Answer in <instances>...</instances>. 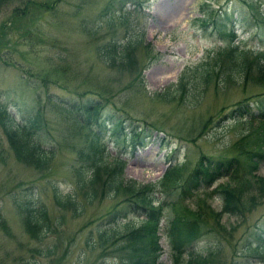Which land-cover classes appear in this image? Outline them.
<instances>
[{
    "label": "rangeland",
    "instance_id": "1",
    "mask_svg": "<svg viewBox=\"0 0 264 264\" xmlns=\"http://www.w3.org/2000/svg\"><path fill=\"white\" fill-rule=\"evenodd\" d=\"M231 26L237 42L230 38ZM231 41L238 48H264V0H0V102L19 122L36 114L37 125L29 132L54 151L51 162L36 170L14 156L0 126V212L10 231L8 235L0 227L3 262L120 264L118 238L104 244L98 238L138 225L143 214L127 206L121 191L107 190L106 177L93 185L94 191L74 174L85 161L78 156L88 146L87 135L100 129L98 121L122 122L115 130L107 122L100 133L111 154L123 158L124 180H157L176 162L181 164L178 178L168 183H183L200 160L229 156L236 158L238 169L248 171L253 152H264V116L257 113L264 104V83L223 81L229 64L221 62L195 101L156 94L186 66L212 61ZM128 42L135 46L134 70L103 62L101 47ZM86 95L110 106L89 128L75 117L83 119L78 111ZM92 102L106 108L101 101ZM143 127L138 135L136 129ZM94 171L89 167L87 178L103 177ZM253 171L264 177V159ZM229 180L221 175L209 184L203 231L188 250L213 251L209 264H262L264 193L254 197L249 209L229 210L221 195L211 191ZM164 187L155 188L154 198L168 202L174 196ZM54 190L71 192L78 203L56 204ZM196 196L177 207H191L186 209L191 215ZM26 197L41 200L47 212L50 229L41 238L24 227L17 200ZM163 208L158 261L172 264L165 229L173 206Z\"/></svg>",
    "mask_w": 264,
    "mask_h": 264
},
{
    "label": "trees",
    "instance_id": "2",
    "mask_svg": "<svg viewBox=\"0 0 264 264\" xmlns=\"http://www.w3.org/2000/svg\"><path fill=\"white\" fill-rule=\"evenodd\" d=\"M228 32L230 33V38L234 39V33L231 28L228 29ZM231 43L233 42L231 41ZM134 47V42L123 43L119 48L116 44L110 43L101 47L100 53H102L103 62L107 66L128 67V70H134ZM221 62H224L225 65L229 64L228 70L221 74L223 81L245 79L252 83H264V50L238 48L236 43H229L227 47H220L217 50L212 61H200V64H195V68L186 66L179 73L176 81L168 84L163 91L156 94L165 100L183 96V99L189 103L195 101L200 98V92L205 91L209 80L214 75L215 69L219 67ZM137 71L140 74V71ZM140 79H142L141 74ZM83 99V109L79 110L78 114L84 120L74 116L79 124L89 128L91 121L97 119L98 114L102 110H108L110 106L102 99L93 98L92 96L86 95ZM92 100L95 102L101 101L106 108L102 109L96 106ZM67 101L75 104L77 99H69ZM257 113L260 114L259 116H264V104L259 105V112ZM107 122L111 123L109 127L114 130L122 124L117 118H108ZM107 122L98 121L97 125L100 129L93 130V132L90 131V135H87L89 138L88 146L81 148L78 156L83 157L85 161L83 160L84 162L81 164L83 166L80 165L81 167L74 172L77 176L76 181L82 186L91 185L95 191L93 185L100 179L103 181V178L105 179L106 177L107 190L109 189L113 192L121 191L125 194L127 206L140 209V213L143 216L140 219V225H126L123 231H118L114 235L112 232L107 236L101 234L98 238L100 242L104 244L113 238H118L119 244L122 245L119 248L121 249L120 253H117L118 255L116 256L120 264H162L158 261L160 249L158 243V221L161 217L162 209H164L163 207L173 206V210L170 213L167 212L171 218L166 223L165 229L167 242L171 250L172 264H209L211 259L208 257V253L214 254L213 251L188 250L191 242L203 231L204 214L207 207L205 205L207 203V198L205 197L207 188L216 177L228 175L231 180L218 182L211 191L221 195L222 205H225L224 207L229 210L237 211L244 209V207L249 209L250 205L254 203V197L256 198L259 193H264V177L253 171L258 163L263 161L264 152H253L250 157L251 162L246 165L249 169L248 171L238 169L239 166L234 162L236 158L229 156L216 161L208 160L205 162L200 160L183 180V183H179V181L174 184L168 183L169 180L178 178L177 169L178 165L181 164L176 162H172V165H169L157 180L146 183H140L136 180H124L123 158L119 155L111 154L101 141V133L103 134L101 129L106 127ZM35 125H37L36 114L19 122L8 108L0 102V126L13 150L14 156L18 160L31 165L34 169L40 170L51 162L54 157V151L43 147L35 135L29 132ZM142 129L144 130L145 128L136 129L138 135L143 131ZM163 138L164 136H162L161 140ZM89 167H92L95 171L103 172V177L91 176V178H87ZM243 175H246L247 178L241 181ZM160 184H164V188H168L174 196L168 202L154 198L155 188ZM200 189L204 190V193H199L198 190ZM196 193L198 199L196 198V202L192 204V214L187 215L186 209L191 207L178 208L177 204L191 195H196ZM91 194L92 192L88 193L89 197ZM54 200L56 204L62 207H74L76 202L78 203L71 192L59 190H54ZM40 201H33L30 197L17 200L19 211L23 215L25 229L36 238H41L50 229L47 212L40 204ZM152 201L157 204H153ZM0 227L4 233L10 234L8 223L1 212ZM260 245V248L264 250V244L260 243ZM4 253L11 256L10 251L5 250ZM0 264H5L3 255H0Z\"/></svg>",
    "mask_w": 264,
    "mask_h": 264
}]
</instances>
